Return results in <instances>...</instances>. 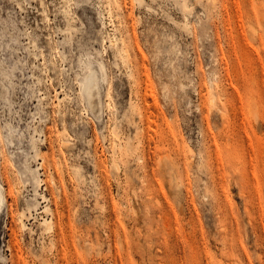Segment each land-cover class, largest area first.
I'll return each mask as SVG.
<instances>
[{
  "label": "rangeland",
  "instance_id": "obj_1",
  "mask_svg": "<svg viewBox=\"0 0 264 264\" xmlns=\"http://www.w3.org/2000/svg\"><path fill=\"white\" fill-rule=\"evenodd\" d=\"M0 165V264H264V0H0Z\"/></svg>",
  "mask_w": 264,
  "mask_h": 264
},
{
  "label": "bare ground",
  "instance_id": "obj_2",
  "mask_svg": "<svg viewBox=\"0 0 264 264\" xmlns=\"http://www.w3.org/2000/svg\"><path fill=\"white\" fill-rule=\"evenodd\" d=\"M88 73L82 79V91L87 99V102L94 112H97L100 102V90H101V81L104 79V65L98 63V67L93 65V61L87 63ZM99 111V110H98ZM98 117V114L96 115ZM118 168V165L116 164ZM1 169V165H0ZM45 224L48 223L47 219H44Z\"/></svg>",
  "mask_w": 264,
  "mask_h": 264
}]
</instances>
